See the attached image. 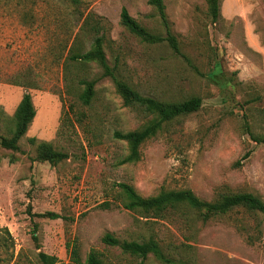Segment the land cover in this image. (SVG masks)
<instances>
[{
	"label": "rangeland",
	"instance_id": "374dc122",
	"mask_svg": "<svg viewBox=\"0 0 264 264\" xmlns=\"http://www.w3.org/2000/svg\"><path fill=\"white\" fill-rule=\"evenodd\" d=\"M181 54L167 43L141 42L121 25V12L162 37L167 31L149 0H0V135L9 137L25 94L36 116L19 151L0 145V264L84 263L96 251L104 264H264V215L238 208L204 221L179 206L161 218L123 208L119 184L143 198L191 190L214 202L252 193L264 201V0H163ZM100 19L104 51L117 77L161 102L202 100L201 109L163 125L144 143L140 160L122 164L128 144L116 132L140 130L153 115L124 106L96 63L73 62ZM95 82L89 105L80 81ZM48 142L68 155L52 165L36 159ZM250 156L245 159V155ZM58 215L54 219L48 214ZM157 241L164 259H146L102 243ZM70 245V246H68Z\"/></svg>",
	"mask_w": 264,
	"mask_h": 264
},
{
	"label": "trees",
	"instance_id": "16d2710c",
	"mask_svg": "<svg viewBox=\"0 0 264 264\" xmlns=\"http://www.w3.org/2000/svg\"><path fill=\"white\" fill-rule=\"evenodd\" d=\"M73 1L77 2V0ZM149 4L157 10L162 24L166 28V37L148 31L129 14L126 8H123L121 12V25L143 43L150 45L167 43L175 54H181L179 43L176 37L170 32V25L163 0H149ZM209 15L214 22L218 20L220 15V0H209ZM89 18H91V14L87 17L82 28H86L95 34L91 49L85 53L72 55L70 60L86 64H98L103 69V75L113 80L117 93L122 98L125 107L144 108L148 114L154 116L140 130L127 133L116 132L114 134L116 139L126 142L130 150L129 155L122 161V164L135 163L140 160V149L142 145L150 139L155 138L164 124L198 112L202 107V100L199 97H193L182 102H161L141 95L128 83L119 79L114 69L109 66L104 51L105 36H99L103 30L101 21L99 19L91 23L89 22ZM79 84L84 86V91L80 98L85 105H89L95 95V82L83 80ZM35 116L36 109L32 101V96L25 94L12 118L13 127L10 130V136L0 135V145L14 152L19 151V142L27 134ZM251 136L255 142L264 143V136L253 133ZM31 141L34 144L37 143L34 138ZM36 147V159L40 162L57 165V163L63 162L68 158L67 154L57 151L51 143L39 142L36 144ZM249 156L250 153H247L245 159ZM118 187L125 197L122 203L124 209L153 216V218H161L169 209H175L183 205L200 213L205 222L213 217L226 215L238 208L264 215V201L258 196L247 192L226 194L220 196L214 202H206L198 198L191 190L187 189L165 191L154 197L143 198L130 185L119 184ZM47 216L54 219L60 218L58 215H52L50 213ZM102 243L108 247L120 248L124 253L141 259H146L149 254L155 255L160 260L164 259L159 244L153 239L142 243L137 241H120L113 234L107 233L102 238ZM40 256L44 264H56L58 262L56 257H49L45 254H41ZM72 261L74 264H104L100 255L94 250L89 253L86 261L83 263L80 260L76 245L72 247Z\"/></svg>",
	"mask_w": 264,
	"mask_h": 264
}]
</instances>
